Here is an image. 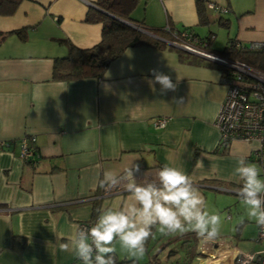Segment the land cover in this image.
<instances>
[{
    "label": "crops",
    "instance_id": "crops-1",
    "mask_svg": "<svg viewBox=\"0 0 264 264\" xmlns=\"http://www.w3.org/2000/svg\"><path fill=\"white\" fill-rule=\"evenodd\" d=\"M196 1L138 0L133 19L149 28L188 27L194 40L166 37L164 46L129 47L101 78L77 80H52V61L68 51L58 38L81 49L101 41L102 24L85 21L95 0H21L12 14H0V141H10L0 149V264H82L60 245L73 225L94 224L102 209L129 203L123 183L108 189L99 182L107 170L122 175L134 165L138 183L155 180L165 165L179 168L207 210L219 214L216 238L195 232L171 238L178 236L182 244L193 233L191 253L202 264H233L238 252L261 249L257 224L238 195L242 183L233 176L240 157L259 168L257 143L234 139L219 146L214 122L227 91L223 71L186 63L175 49L226 66L195 51L226 60L220 51L231 41L264 44V0H201L206 23L199 22ZM153 69L169 75L175 91L162 93L159 84L153 89ZM159 118L166 119L162 127L154 125ZM25 135L34 139L33 163L22 161L11 142ZM158 227L146 242L147 255L136 258L139 264L147 258L153 263L150 245L165 242ZM14 235L24 239L21 252L13 246ZM115 247L118 258L130 257L119 253L124 250L118 242ZM158 255L165 264L168 259Z\"/></svg>",
    "mask_w": 264,
    "mask_h": 264
},
{
    "label": "clouds",
    "instance_id": "clouds-1",
    "mask_svg": "<svg viewBox=\"0 0 264 264\" xmlns=\"http://www.w3.org/2000/svg\"><path fill=\"white\" fill-rule=\"evenodd\" d=\"M179 46L182 48L183 45ZM225 61L228 67L229 60ZM151 72L154 79L148 83L153 89L159 84L162 93L175 91L176 84L169 75L155 69ZM139 171V165H134L125 168L122 175L113 170L103 173L99 186L113 189L123 183L130 195L129 203L102 209L87 230L73 225L67 242L60 245L62 251H71L82 264H116L117 242L130 257H143L145 244L150 237L154 238L153 228L157 225L159 233L164 236L177 232H195L209 240L218 236L219 214L207 210L205 198L182 170L165 165L155 173V180L146 183L136 181L135 173ZM233 176L242 183L238 195L247 208L248 217L264 227V178L261 177V169L240 157Z\"/></svg>",
    "mask_w": 264,
    "mask_h": 264
},
{
    "label": "trees",
    "instance_id": "trees-1",
    "mask_svg": "<svg viewBox=\"0 0 264 264\" xmlns=\"http://www.w3.org/2000/svg\"><path fill=\"white\" fill-rule=\"evenodd\" d=\"M20 1L21 0H0V14H12ZM137 2L138 0H95L94 3L97 8L91 6L88 8L85 21L102 24L101 41L90 48L81 49L74 46L66 38H58V43L65 45L68 51L64 56H56L53 58L51 79L77 80L86 77L101 78L109 62L118 58L125 49L137 45H166L162 40L148 35L143 30H149L155 35L163 38H173L170 33L173 30L179 34L188 32L192 37H196L188 27L177 29L170 26V31H167L165 28H149L142 21H136L131 17V12L135 8ZM196 5L199 22L206 23L207 16L205 15L203 2L197 0ZM218 22L220 24L225 23L221 18H218ZM16 32L19 33L21 39L24 38L22 29H18ZM1 36L3 35L0 33V39L2 38ZM206 43L208 44V40ZM175 50L178 57L185 60L184 57L186 52L178 48ZM220 54L229 61L244 63L255 70L264 72V51L262 50L242 49L235 46L234 41H231L220 51ZM219 68L223 71L222 77L230 73V68L227 66H220ZM25 137L28 139L31 138L30 135H25ZM21 140L22 138L11 141L12 144L18 147V156ZM4 142L6 144L2 146L3 148L7 146L10 141ZM26 145L29 154L22 157L19 156V158L25 163H33V155L35 152L33 141H27ZM23 242L24 239L22 237L14 235L13 246L17 248L18 252H21L23 249ZM146 247L148 246L145 244V248ZM158 254L159 252L154 254L155 260L153 264H162L161 261L157 260V257H159ZM114 258L116 264H139L135 257L118 258L115 253Z\"/></svg>",
    "mask_w": 264,
    "mask_h": 264
},
{
    "label": "built area",
    "instance_id": "built-area-1",
    "mask_svg": "<svg viewBox=\"0 0 264 264\" xmlns=\"http://www.w3.org/2000/svg\"><path fill=\"white\" fill-rule=\"evenodd\" d=\"M162 1V0H160ZM207 6L218 11H225L222 6L208 2ZM170 31L169 25L164 27ZM171 35L178 41L194 40L190 33L181 34L171 31ZM235 46L242 49L255 50L262 48V43H251L242 46L234 42ZM230 73L223 77L227 85L225 97L215 117V125L219 132L218 144L225 147L231 140L254 141L255 155L261 169V177L264 178V72L255 70L248 65L236 61H229ZM166 123L165 118L154 121L156 127H162ZM34 140L22 137L19 156L29 154L27 141ZM6 143L0 141V149ZM108 192V189H105ZM93 224L91 221L79 223L78 226L87 230ZM257 237L262 247L254 252H238L232 259L233 264H264V227L257 225ZM254 257V259H253Z\"/></svg>",
    "mask_w": 264,
    "mask_h": 264
},
{
    "label": "rangeland",
    "instance_id": "rangeland-1",
    "mask_svg": "<svg viewBox=\"0 0 264 264\" xmlns=\"http://www.w3.org/2000/svg\"><path fill=\"white\" fill-rule=\"evenodd\" d=\"M184 58H185L186 63L196 61L198 63H202L203 65L215 67L214 69H216V71H219V67H217V65L208 63V61L206 60L193 57V55H189L185 53ZM174 235L175 234H169L167 236H164L163 239H165V242H163L162 240L163 244L161 245L160 244L158 245L157 244L158 242L157 243L152 242L153 245L152 244L150 245V249L155 251L156 253L160 252L159 254L161 256H164L163 258H165L166 260L168 259L166 262H164L165 264H169V263H172V264H202L201 261L197 258V256L191 253L194 251L193 247L195 246L197 242V239L193 236L194 234L192 233V235L187 237L186 238L187 241L182 243L183 245L180 243L181 240L178 236H175V238L171 239L172 237H174ZM119 253L128 254L126 251H119ZM176 253L177 255H179V257H171L173 255L175 256ZM167 255H170V257H166ZM159 258H157L158 261H159ZM147 264H153V263H150L147 258Z\"/></svg>",
    "mask_w": 264,
    "mask_h": 264
},
{
    "label": "water",
    "instance_id": "water-1",
    "mask_svg": "<svg viewBox=\"0 0 264 264\" xmlns=\"http://www.w3.org/2000/svg\"><path fill=\"white\" fill-rule=\"evenodd\" d=\"M94 8H97V6L95 4H92ZM111 15V14H109ZM112 16V15H111ZM145 33H147L148 35L152 36V37H155V38H158L160 40H163L161 37L155 35L154 33H152L151 31H148V30H144ZM203 56H206V55H203ZM207 58H210V59H213V60H216L217 62H220V63H223V64H227L225 61V59L223 58H218L216 56H206Z\"/></svg>",
    "mask_w": 264,
    "mask_h": 264
},
{
    "label": "bare ground",
    "instance_id": "bare-ground-1",
    "mask_svg": "<svg viewBox=\"0 0 264 264\" xmlns=\"http://www.w3.org/2000/svg\"><path fill=\"white\" fill-rule=\"evenodd\" d=\"M186 49V48H185Z\"/></svg>",
    "mask_w": 264,
    "mask_h": 264
}]
</instances>
